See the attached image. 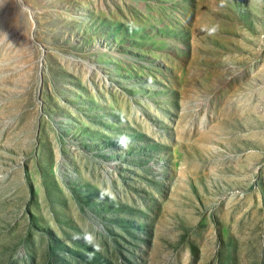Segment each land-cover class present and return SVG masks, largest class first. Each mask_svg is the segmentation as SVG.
Instances as JSON below:
<instances>
[{
  "label": "rangeland",
  "instance_id": "obj_1",
  "mask_svg": "<svg viewBox=\"0 0 264 264\" xmlns=\"http://www.w3.org/2000/svg\"><path fill=\"white\" fill-rule=\"evenodd\" d=\"M0 264H264V0H0Z\"/></svg>",
  "mask_w": 264,
  "mask_h": 264
},
{
  "label": "clouds",
  "instance_id": "obj_2",
  "mask_svg": "<svg viewBox=\"0 0 264 264\" xmlns=\"http://www.w3.org/2000/svg\"><path fill=\"white\" fill-rule=\"evenodd\" d=\"M118 144H120L123 147H127V141L125 137H121L118 141Z\"/></svg>",
  "mask_w": 264,
  "mask_h": 264
}]
</instances>
